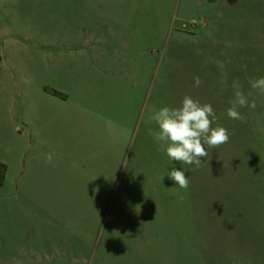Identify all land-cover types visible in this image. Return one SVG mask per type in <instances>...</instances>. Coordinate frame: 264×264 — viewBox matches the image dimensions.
<instances>
[{
  "label": "rangeland",
  "instance_id": "obj_1",
  "mask_svg": "<svg viewBox=\"0 0 264 264\" xmlns=\"http://www.w3.org/2000/svg\"><path fill=\"white\" fill-rule=\"evenodd\" d=\"M259 77L264 0H0V264H264ZM185 96L230 137L199 168L149 134Z\"/></svg>",
  "mask_w": 264,
  "mask_h": 264
},
{
  "label": "clouds",
  "instance_id": "obj_2",
  "mask_svg": "<svg viewBox=\"0 0 264 264\" xmlns=\"http://www.w3.org/2000/svg\"><path fill=\"white\" fill-rule=\"evenodd\" d=\"M194 84L200 86L201 80L198 76L194 77ZM250 84L252 88L264 93V77L253 79ZM235 96L236 100L227 109V115L231 119L242 120L237 106L255 109L256 104L255 101L249 104L239 91ZM216 119L210 104H201L198 100L185 96L180 107L164 106L153 113L151 120L158 126V131L149 130V134L161 144L170 160L199 168L209 155L207 148L215 149L229 141L226 128L219 125L213 127ZM52 159V155L48 154L47 162L51 163ZM167 176L180 188L189 187V179L184 171L173 168Z\"/></svg>",
  "mask_w": 264,
  "mask_h": 264
},
{
  "label": "trees",
  "instance_id": "obj_3",
  "mask_svg": "<svg viewBox=\"0 0 264 264\" xmlns=\"http://www.w3.org/2000/svg\"><path fill=\"white\" fill-rule=\"evenodd\" d=\"M5 171V166L0 164V172H4ZM0 181H1V178H0Z\"/></svg>",
  "mask_w": 264,
  "mask_h": 264
}]
</instances>
